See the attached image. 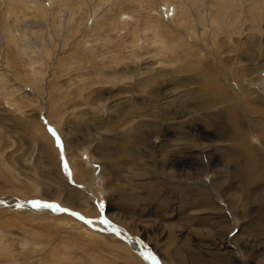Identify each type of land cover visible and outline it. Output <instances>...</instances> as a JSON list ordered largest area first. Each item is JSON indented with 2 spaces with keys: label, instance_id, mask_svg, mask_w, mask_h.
Instances as JSON below:
<instances>
[{
  "label": "rangeland",
  "instance_id": "rangeland-1",
  "mask_svg": "<svg viewBox=\"0 0 264 264\" xmlns=\"http://www.w3.org/2000/svg\"><path fill=\"white\" fill-rule=\"evenodd\" d=\"M263 108L264 0H0V264L264 260V186L224 139L264 152Z\"/></svg>",
  "mask_w": 264,
  "mask_h": 264
},
{
  "label": "bare ground",
  "instance_id": "bare-ground-1",
  "mask_svg": "<svg viewBox=\"0 0 264 264\" xmlns=\"http://www.w3.org/2000/svg\"><path fill=\"white\" fill-rule=\"evenodd\" d=\"M206 92H208V93H206L207 95L205 94L206 98H207V99H205L206 105L212 106L217 101L221 102V100H224V101L228 102L227 103V105H228L227 106V112L228 113L234 112L235 107L232 104V102H230V99L228 98L227 94L223 91V89H220L219 87H214L211 89V92H210L209 88H208L206 90ZM212 93H214V94H212ZM263 110H264V108H263ZM127 112L132 113L133 111L127 110L126 113ZM260 115L264 119V112H262V114H260ZM231 116H233L232 123L236 124L235 115L231 114ZM120 119H121L120 121H124V117H122ZM143 124L144 123H140V124L135 123V124H132L131 126H128L127 129L124 131V133H122L118 136V138H119L118 140L120 141L121 144L115 148V152L113 154H118L119 152H123L124 155H126V156H130V157L135 156L136 153H138V147H140L141 145H145V142L147 140L146 136L141 134ZM234 127H235L234 131L232 133L226 135L224 137V139L225 138L227 139L229 136V139L233 143L234 147L232 148L230 157L238 165L236 167V169L238 171L237 177L240 180V183H242L240 187L243 190L252 189V188H255L256 186L257 187H259V186L263 187L264 186V159H263L264 152H262L261 149H259L257 146H254L252 143L248 142V140L244 134L243 128L238 127V125H235ZM102 150L105 151L103 148H102ZM103 157L107 158L108 152L103 154ZM114 162L115 161H113V163ZM116 166H117V162L114 164V167H116ZM181 168H183V167H181ZM86 175H87V173H86ZM81 179H84V178H82V175H79L78 180H81ZM189 192L191 193L192 189L190 191H185L184 197L186 199H187V197L188 198L190 197V195L188 196ZM200 195H201L202 199H204L206 197L205 192L200 193ZM9 200L12 203L14 199H9ZM1 201H0V203L3 204ZM4 204L7 205L8 203L5 202ZM49 211H57V210L52 208V209H49ZM223 222H225V221H223ZM261 223H263L262 225H264V218L262 219ZM165 248L169 251V253L171 252L172 254L176 255L175 257L177 260L182 261V258H183V248L182 247L173 246V242H172V240H170L167 242V245ZM192 257H193L192 259L195 261L194 264H202L200 262L201 261L200 257L196 253ZM244 263H245V261H243V264ZM210 264H216V263L211 262ZM257 264H264V260L257 261Z\"/></svg>",
  "mask_w": 264,
  "mask_h": 264
},
{
  "label": "water",
  "instance_id": "water-1",
  "mask_svg": "<svg viewBox=\"0 0 264 264\" xmlns=\"http://www.w3.org/2000/svg\"><path fill=\"white\" fill-rule=\"evenodd\" d=\"M37 202L39 203V201H35V200H27V202H26V204L27 205H29V207H31V206H33V205H36L37 204ZM39 204H42L43 206H45L46 207V205H50L48 202H42V201H40V203ZM52 206V205H51ZM75 215H77V214H75ZM78 216V215H77ZM79 217V216H78ZM81 218V217H80ZM82 219V218H81ZM140 253L146 258L147 257V259L148 260H151V261H154V259H152L153 257L148 253V252H146V251H144V250H140ZM155 262V261H154ZM153 262V263H154ZM154 264H156V263H154Z\"/></svg>",
  "mask_w": 264,
  "mask_h": 264
},
{
  "label": "snow or ice",
  "instance_id": "snow-or-ice-1",
  "mask_svg": "<svg viewBox=\"0 0 264 264\" xmlns=\"http://www.w3.org/2000/svg\"><path fill=\"white\" fill-rule=\"evenodd\" d=\"M47 206V205H46Z\"/></svg>",
  "mask_w": 264,
  "mask_h": 264
}]
</instances>
